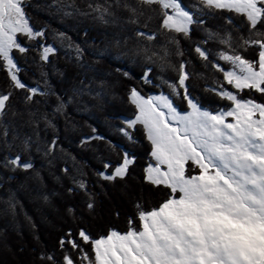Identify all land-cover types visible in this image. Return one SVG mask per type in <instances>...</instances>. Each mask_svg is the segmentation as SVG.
<instances>
[{
	"label": "trees",
	"instance_id": "16d2710c",
	"mask_svg": "<svg viewBox=\"0 0 264 264\" xmlns=\"http://www.w3.org/2000/svg\"><path fill=\"white\" fill-rule=\"evenodd\" d=\"M181 2L202 21L191 25L187 36L161 27L163 11L168 10L159 4L23 0L31 27L44 35L29 39L18 34L26 51L14 49L12 55L19 79L28 88L47 94L27 101L30 93L15 89L7 71L0 70V93H11L5 114L0 116V160L20 155L33 165L23 170L0 164V264H53L48 256L64 264L65 254L74 264H89L81 257L85 253L93 257L92 247L79 238L80 229L93 239L107 236L110 230L127 232L130 219L139 229L137 203L151 210L167 198L168 189L144 179V169L153 160L142 126H126L136 114L128 99L132 88L145 97L169 95L178 111L185 112L186 102L172 93L169 84L178 80L179 65L186 62L188 90L204 109L216 113L231 107L230 101L209 90L218 87L264 103V94L250 89L237 92L224 81L223 72L212 67L214 62L231 69L218 58L221 51L257 61L258 46L245 45L244 40H264V34L256 35L257 30L264 33V24L250 32L242 15L206 8L200 0ZM90 4L111 5L109 22L98 19ZM137 31L155 38L137 36ZM221 38H230L231 47L222 44ZM197 45L208 52V61L196 53ZM41 46L54 48L47 61L40 58ZM146 71L149 83L144 82ZM62 102L65 106L57 112ZM24 140L30 142L28 149ZM53 140L55 147L49 151ZM124 151L134 161L128 175L113 181L102 179L99 173H111ZM105 162L112 167L105 169ZM198 171L189 166L188 174ZM81 181L86 191L79 187ZM90 201L93 209L87 207ZM69 230L76 234L83 253L70 245L61 249L59 241Z\"/></svg>",
	"mask_w": 264,
	"mask_h": 264
},
{
	"label": "snow or ice",
	"instance_id": "6c2138e0",
	"mask_svg": "<svg viewBox=\"0 0 264 264\" xmlns=\"http://www.w3.org/2000/svg\"><path fill=\"white\" fill-rule=\"evenodd\" d=\"M140 2L159 4L162 10L170 9L171 14L163 11L161 23V27L169 31L187 36L191 25L202 23L181 0ZM200 3L209 9L242 15L250 32L264 24V0H200ZM110 7L89 5L105 23L111 16ZM129 10L136 12L135 8ZM226 19L231 22L230 17ZM18 34L29 39L44 35L31 27L23 0H0V70L7 71L15 89H26L30 94L25 99L32 101L34 96L47 93L35 87L28 88L18 77L19 67L12 52L14 49L21 53L26 51L18 42ZM262 34L256 31V35ZM214 35L209 33L210 38ZM137 36L148 40L155 38L140 31ZM220 42L231 47L230 38H221ZM244 44L258 46L257 61L221 51L218 58L228 62L231 69L224 70L214 62L212 67L222 71L224 81L237 92L250 89L264 94V40L249 38ZM41 47L40 58L47 61L54 48ZM195 51L205 61L209 60L208 52L199 45ZM188 79L186 62H181L178 80L169 84L172 93L186 102L188 110L185 112L177 110L169 95L145 97L136 88L130 90L128 99L136 114L134 119L126 121V126H142L151 144V159L155 162L145 167L144 179L153 186L168 189L169 195L151 210L137 203L139 229L133 227L131 219L127 232L110 230L107 236L96 239L80 229L79 238L92 247L94 258L86 253L81 257L89 264H264V103L243 99L231 90L218 87L209 90L230 101L231 107L213 113L191 96ZM144 82H150L147 71ZM10 96L11 93H0V116L5 114ZM64 106L63 102L59 104L57 112ZM121 131L132 140L127 130ZM22 143L25 149L30 147L28 140ZM55 143L53 140L49 151L54 149ZM133 162L130 154L124 151L123 159L111 173L99 175L108 181L124 179ZM0 164L23 170L33 167L31 162L22 161L20 155L0 160ZM189 166L199 169L198 173L189 175ZM104 167L108 169L112 165L105 162ZM79 187L86 191L84 182H79ZM87 207L93 209L94 204L90 201ZM72 211L69 208V212ZM59 244L62 250L70 245L84 252L71 230ZM47 259L60 264L54 256ZM63 262L74 264L68 254L63 256Z\"/></svg>",
	"mask_w": 264,
	"mask_h": 264
},
{
	"label": "rangeland",
	"instance_id": "374dc122",
	"mask_svg": "<svg viewBox=\"0 0 264 264\" xmlns=\"http://www.w3.org/2000/svg\"><path fill=\"white\" fill-rule=\"evenodd\" d=\"M168 12H169V14H171V10L170 9H168ZM152 95H161V94H152ZM228 119L231 120V118H228ZM152 163H155V162L153 161Z\"/></svg>",
	"mask_w": 264,
	"mask_h": 264
}]
</instances>
